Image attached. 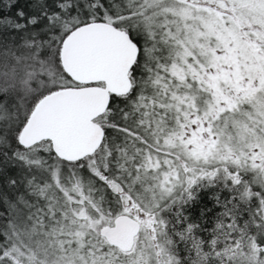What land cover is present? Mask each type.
<instances>
[{"label": "snow or ice", "instance_id": "6c2138e0", "mask_svg": "<svg viewBox=\"0 0 264 264\" xmlns=\"http://www.w3.org/2000/svg\"><path fill=\"white\" fill-rule=\"evenodd\" d=\"M0 264H264V0H0Z\"/></svg>", "mask_w": 264, "mask_h": 264}]
</instances>
